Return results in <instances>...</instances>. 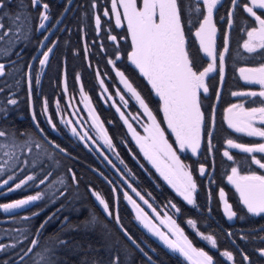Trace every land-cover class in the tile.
I'll use <instances>...</instances> for the list:
<instances>
[{"label": "trees", "instance_id": "obj_1", "mask_svg": "<svg viewBox=\"0 0 264 264\" xmlns=\"http://www.w3.org/2000/svg\"><path fill=\"white\" fill-rule=\"evenodd\" d=\"M42 3L48 4L49 16V20L44 21V29L39 28L44 10L40 5L33 6L32 0H4V8L0 9L3 31L7 32L0 38V64L4 65V73L0 75V130L7 133L6 137H0V164L8 162L0 182L9 175L16 177L4 186L5 192L4 187L0 188V202L28 194L40 193L42 197L12 215H4L0 210V245L6 246L0 250V264H44L41 255L46 249L51 250L55 264H193L170 251L135 221L130 205L121 197V190L127 189L123 181L117 182L111 164L117 165L135 187L148 194L152 203L162 206L175 198L179 208L175 214L177 223L192 244L202 247L212 257L213 264H264V256L260 254V250H264V213L247 214L225 178L232 167L258 171L259 166L249 155L264 161V153H244L230 146L234 159L228 160L223 155V143L228 139L248 146L259 144L257 136L230 127L227 111L233 104L242 105L246 110L264 107V97L259 95H233L258 92L257 85L243 78L240 67L264 64V49L257 48L250 53L243 47L246 32L256 25L254 17L242 7L249 4V0H237L235 7L232 0H219L213 12L218 65L205 78L208 93L201 91L199 97L203 112L201 151L197 158L188 155L185 159L197 185L195 203L191 205L168 194L165 184L153 173L132 141L129 127L115 111L114 92L118 83L115 70H120L153 112H161L160 102L148 80L128 58L131 35L124 22L116 23L112 0H42ZM180 3L185 48L193 68H203L208 59L201 51L195 31L204 18L205 7L202 0H180ZM254 10L264 18V9ZM15 15L22 16L21 24L16 23ZM96 16L101 20L99 27L95 23ZM58 19L30 64L41 40ZM112 36L116 37L115 41ZM225 44L228 51L223 53ZM50 45L53 51L49 53L47 64L41 66L39 60ZM221 53L224 55L222 63L218 56ZM110 61H115V66ZM96 71L114 93L107 94L105 100L97 93ZM76 76L82 88L89 92L93 112L111 141V148L103 146L109 160L97 150L99 146L94 145V149L86 145L58 121L54 102L65 105L63 108L68 111L67 102H63V87H69L71 93L76 94ZM12 99L17 103H9ZM129 104L137 106L132 100ZM89 114L92 116L91 111ZM32 116L46 137L64 151L38 132ZM13 142L17 145L14 149L4 147ZM5 152H14L12 159L4 155ZM13 163L14 167L8 166ZM198 164L204 166L205 174L198 173ZM28 175L35 179L20 189L8 191V187L14 188L15 183ZM41 180L45 183L41 184ZM220 187L225 189L232 210L237 214L233 219L226 218L222 211L218 197ZM93 190L100 192L109 204L111 216L96 200ZM188 220L196 222L195 228ZM195 229L210 233L216 246L210 247L207 240L200 239ZM34 240L37 241L35 246ZM224 252H230L233 258L229 260Z\"/></svg>", "mask_w": 264, "mask_h": 264}, {"label": "snow or ice", "instance_id": "obj_2", "mask_svg": "<svg viewBox=\"0 0 264 264\" xmlns=\"http://www.w3.org/2000/svg\"><path fill=\"white\" fill-rule=\"evenodd\" d=\"M123 5V15L127 18V25L131 31L132 42L134 45L133 51L131 53L132 62L139 68L140 72L148 78L151 82L152 87L156 90V93L163 99V111L167 119L168 127L172 129L175 133L176 141L179 144L180 149H191L193 153H196L200 148L201 144V123L203 120V113L200 107V95L201 90L203 93H208L209 89L205 83V78L208 77L209 73L213 72L216 68L217 54L215 52V26L213 23V10L217 7L219 0H202L203 5L206 6L207 14L204 16L203 21L200 23L199 28L195 32V36L200 38V44L203 47V51L212 58V63H209L206 68L202 71H195L192 66V61L189 58L188 52L185 48V36L183 31V24L181 21V3L180 0H143L142 7L137 8L136 0H119ZM232 4L235 7L237 0H232ZM32 5H40L43 8L40 19L41 23L39 28H46L44 21L49 20L47 14L48 4L42 3V0H32ZM95 6V5H93ZM245 10L255 19L258 23V27L251 28L247 32L248 39L244 42L243 47L247 49L248 52H254L257 48L264 49V18L257 15V11L254 9H264V0H249V4L242 5ZM4 8V0H0V9ZM112 8H117V0H112ZM198 10V9H197ZM8 15V13H5ZM104 15L107 16L108 12L105 11ZM14 20L17 24L22 23V16L15 15ZM3 17H0V38L6 35L7 32L3 31ZM26 22V19L23 20ZM96 26L99 27L101 20L99 16L95 18ZM116 23L119 25L121 23V13L116 12ZM45 40L48 37H44ZM113 41L116 40L115 36H112ZM41 43V47H43ZM53 51L52 48H48L44 52L43 59L39 60V64L44 66L47 64L49 59V53ZM228 51L227 45L225 44L223 48V53ZM219 60L222 63L224 60V55L221 53L219 55ZM115 66V61H110ZM4 73V65L0 64V75ZM240 73L246 81L254 80L258 74V83L264 85V66L259 68H241ZM246 73L250 75H246ZM120 77L121 82L127 88L128 92L132 93L137 101H139L140 106L144 109L147 114V118L151 121V124L144 127V131L148 133L146 137H139V134L132 129V125L128 124V127L132 129L133 135L137 136L138 142L141 140L147 141V146L141 143V147L145 148V155L148 156L154 164H157L159 168L160 165L158 161H167L164 164V171L162 174L164 178L168 180L169 183L173 185L179 192V194L189 203L194 204V192L196 191L197 185L192 177L190 171L186 170V166L181 163L179 156L176 154V150L173 148L165 138L164 130L159 126L156 121V117L153 115L151 110L145 101L141 98L140 94L136 89L129 83L128 79L125 77L123 72H117ZM36 82L39 83V78L37 77ZM101 83L103 81L101 80ZM83 86L81 85V88ZM2 91V90H0ZM119 92V90H117ZM236 96H261L264 97V91L249 92V93H233ZM121 100L124 96L121 95ZM11 104H16L17 101L12 99L9 101ZM127 103V101H125ZM47 109V101L44 102V110ZM229 113L228 121L230 127L234 128L237 132L246 133L249 136H259L264 137V129L254 127V121L256 119V114H260V119L264 122V107L244 109L242 105L233 104L227 109ZM35 116V113H33ZM123 115V113H121ZM93 123L100 130L101 138L108 145L109 148L112 147L111 141L107 138L102 125L99 124L94 112H92ZM137 117H134L136 119ZM51 120V117H49ZM66 124H71V120L64 121ZM127 123V119H125ZM37 122V126H38ZM55 128V124H52ZM82 127V125H81ZM43 132V129H40ZM72 133L79 136L80 140L86 139V134L81 135L77 131V127L73 126L71 129ZM209 137L211 133L208 134ZM7 133L0 130V137H6ZM91 139V137H87ZM14 141V137H13ZM95 143V141H92ZM227 144L234 149H240L244 153H264V143L248 146L241 143H236L232 139L227 140ZM4 147L15 148L17 145L13 142L11 145H5ZM39 147V145H37ZM59 148V145H55ZM61 151H63L61 149ZM9 159H12L14 152H5ZM223 155L227 157L228 160H233V156L229 154L227 150L223 152ZM251 160L259 165L261 169H264V162L257 159L255 155L251 156ZM123 161H121L122 163ZM8 164L4 161L0 164V175L3 174L5 166ZM9 167H14L13 165H8ZM201 175L205 174V168L201 165L198 169ZM73 180L76 179L75 173H71ZM16 179L15 175H9L7 179L0 182V188L9 185V181H14ZM34 176L28 175L25 179L20 180L15 183L14 188L8 187V191H15L22 188L29 181H33ZM228 180L236 186L239 191L240 196L243 200L244 205L247 207L249 213L259 215L264 213V176L257 175H241L237 167L231 168V175L228 176ZM41 184L45 183L44 180L40 181ZM133 192L136 190L133 188ZM92 194L103 206L105 212L111 216L112 212L109 211V204L106 202L104 197L100 192L92 191ZM139 196L140 193L136 192ZM126 199L132 202L133 206L137 208L138 219L144 221L145 225L152 230L155 235L160 237L171 249L178 251L183 256L187 257L189 260L192 259L193 255L197 257L194 264H213V259L208 255L207 252L203 250H197L192 246L191 241L188 240L186 236L183 235V230L179 228L171 217H168L171 226V234L175 235L177 239H170L168 234L161 232L157 229L150 220L147 219L146 214H141L142 209L136 204V201L128 195L127 192L124 193ZM219 196L221 198L225 197L223 189H220ZM41 194L29 195L24 199H18L11 203L0 204V209L5 212H9L13 209H20L26 205H29L33 201L40 200ZM143 199V197H140ZM147 204V201H144ZM175 211L179 209L172 205ZM224 211L227 213L229 219H232L237 214L232 211V206L228 203L227 199H224ZM34 215H39L35 213ZM27 219V217H25ZM116 220L119 221L118 214L116 215ZM46 223V221H45ZM187 223L193 228L196 226L194 220H188ZM43 225H41V228ZM203 239L209 241L213 247L216 246V240L211 235L204 236L200 234ZM231 233H229V236ZM37 241H32L35 246ZM63 243V242H61ZM6 246L0 245V250H3ZM31 248L28 250L31 252ZM51 250L46 249L45 254L41 255V260L44 264H55V260L50 254ZM260 254L264 256V250H260ZM39 255V254H38ZM224 256L231 260L232 254L230 252H224ZM247 260L248 257L244 256ZM39 264V262H38Z\"/></svg>", "mask_w": 264, "mask_h": 264}, {"label": "rangeland", "instance_id": "obj_3", "mask_svg": "<svg viewBox=\"0 0 264 264\" xmlns=\"http://www.w3.org/2000/svg\"><path fill=\"white\" fill-rule=\"evenodd\" d=\"M142 2L143 0H136V5H137V8H141L142 7ZM205 7V15L207 14V9H206V6L204 5ZM113 9V8H112ZM119 11L121 13V23H125L127 28H128V25H127V18L123 15V5L119 2V0H117V8L116 9H113V13L114 15L116 16V12ZM214 12V10H213ZM204 15V16H205ZM203 21V20H202ZM201 21V22H202ZM120 23V24H121ZM213 23H214V13H213ZM215 26V25H214ZM253 27H258V23L256 22V25L253 26ZM251 27V28H253ZM199 28V27H198ZM197 28V29H198ZM251 28L248 30L250 31ZM216 29V28H215ZM129 30V28H128ZM247 31V32H248ZM130 32V35H131V31L129 30ZM196 32V31H195ZM247 32H246V36H245V40L244 42L248 39L247 37ZM197 39V42L199 43V46L201 48V51L202 53L205 55V57L208 59V62L207 64L203 67V68H194L195 71L199 72V71H202L204 68H206L208 66L209 63H212V58L210 56H208L204 51H203V47L201 46L200 44V38L199 37H196ZM215 39H216V32H215ZM243 42V44H244ZM214 47H216V40H215V45ZM49 48H52V46L50 45ZM133 48H134V45H133V42H132V37H131V47H130V50L128 52V58L129 60L132 62L131 60V53L133 51ZM47 51V50H46ZM45 51V52H46ZM215 52H216V48H215ZM217 54V53H216ZM219 56V54H218ZM43 59V58H42ZM133 63V62H132ZM134 64V63H133ZM110 65H112L110 63ZM135 65V64H134ZM218 63L216 62V67H217ZM136 66V65H135ZM261 66H264L263 65H260V66H252V67H240L241 68H245V69H249V68H259ZM137 67V66H136ZM138 68V67H137ZM139 69V68H138ZM216 69V68H215ZM120 72V70H115V74L117 76V80H118V83H115L117 84L115 87V94H116V98H115V102H114V108H115V111L117 112V114L119 115V117H121L123 119V121L125 122V119H127V127H128V124H131L132 125V129L135 130L136 133L139 134V137H146L148 135L147 132L144 131V127L146 125H149L151 124V121L147 118V114L144 112V109L140 106L139 104V101H137L135 99V97L133 96L132 93L128 92L127 88H125L124 84L121 82V79L120 77L117 75V72ZM140 71V70H139ZM96 73L98 74V78H97V86H100V85H103V87H98L97 89V93L99 95V97H101L102 99H107V94L109 96L111 95H114L113 93V90L110 89L108 87V85L106 83H104L103 81V78L102 76L99 75L98 71H96ZM141 73V72H140ZM143 74V73H142ZM246 75H250L248 73H246ZM144 76V75H143ZM146 80H148V78L146 76H144ZM258 74L256 75L255 79L254 80H250L248 82L252 83L254 86L257 85V87L260 89H258V92L256 93H259L260 91H264V85H261L260 83H258ZM101 80L103 81V83H101ZM153 92L156 94L159 102H160V114H155L153 112V110L150 108V106L148 105L149 109L151 110V112L153 113V115L156 117V121L157 123L159 124V126L164 130V134H165V138L167 139V141L172 144L173 148L176 150V154L177 156H179V159L181 161L182 164H184L186 166V170L190 171L191 174H192V170H191V167L189 166L188 164V161L185 160L186 157L188 155H191L192 157H195L197 158V156H199V153L201 151V148H202V128H203V120H202V123H201V144H200V148L197 150L196 153H193L191 151V149H180L179 148V144L178 142L176 141V137H175V133L172 132V129L168 127V124H167V119L164 115V111H163V99L156 93V90L152 87V84L151 82L148 80ZM205 83H206V79H205ZM76 87H77V93L74 94V93H71V91L69 90V87H63L64 89V95H63V102H67V107H68V111L67 109L64 110V106L65 105H62L61 103H59L58 101H55L54 102V106H55V112L58 116V121L59 123H61L70 133H72L71 129L73 126H76L77 127V131L81 134V135H85L86 132L85 130L87 131V134H86V139L83 140L86 145L88 146H91V144H93L91 141H95L96 145L99 146V149H97L98 151H100V154L105 158V159H108V154H107V150L104 149V147L106 148V146L108 147V145L104 142V139L101 138V133L100 131L97 130V128H95L91 122V119L89 117V114H88V110H87V102L85 100V96H87V98H90V94L87 90H84L83 88H81V83H80V79H79V76H76ZM135 88V87H134ZM136 89V88H135ZM119 90V92L117 91ZM137 91V90H136ZM202 91V90H201ZM121 95L124 96V99L121 100ZM131 101H134V103L137 104L136 107H130V104H129V100ZM125 101H127V103H125ZM261 108V107H260ZM126 109L128 110V112L126 111ZM202 112V110H201ZM121 113H123V115H121ZM126 113L128 115H126ZM203 113V112H202ZM257 116V119H255L254 121V127H257V128H261V129H264V126L262 127L263 123L260 119V114L257 113L256 114ZM134 117H137L136 119H134ZM162 119V120H161ZM66 120H71L72 123L71 124H66L64 121ZM82 123L83 125V128L79 125V123ZM103 129L105 130V127H103ZM132 129L128 128V133L132 139V141L134 142V144L137 145V147L139 148L141 154L143 157H145V160L147 161L148 165L150 166V168L152 169L153 173L157 176L158 178L165 184V187L167 189V192L168 194L170 195H173L174 197L180 199V200H183L184 202L187 203V205L189 204L180 194L179 192L177 191V189L175 187H173V185L171 183L168 182V180H166L164 178V175L162 174V171H164V164L167 163V161H158L157 163L160 165V167L158 168L157 167V164H154L152 162V160H150L148 158V156L145 155V148H142L141 147V143H144L146 146H147V141H144V140H141L140 142H138V139H137V136L136 135H133V131ZM105 132V131H104ZM73 134V133H72ZM106 134V132H105ZM91 136L93 139L89 140L87 139V137ZM77 138H79L78 135H76ZM257 140L259 141V144L261 143H264V137H259L257 136ZM223 152L225 150H227L230 154V146L227 144V141H224L223 143ZM135 145V146H136ZM104 146V147H103ZM92 148L96 149L95 147L91 146ZM109 148V147H108ZM249 157H251L249 155ZM111 161V160H110ZM261 162H264V161H261ZM112 168L115 170L114 172V176L115 178L117 179V182H121L123 181L124 183V186H125V189H127L126 191L128 192V195L132 197L133 200L136 201V204L139 205V208L144 210L142 211V215L143 214H147L151 216L152 219H147L151 221V223L157 228L159 229L161 232H164L165 234H168L169 235V238L170 239H177V237L175 235H172L171 234V226H170V222L168 220V217H171L172 220H174L176 222V224L179 226V228H181L183 230V228L177 223L176 221V217H175V214L178 213L177 211H175V209L172 207V205H175V208L179 209L178 208V203H177V200L175 198L173 199H170V204L166 202V204H161L162 206H159L157 204H154L152 203L151 201H147V204H145V200L144 199H141L140 197L142 196H145V193L141 192L140 189H138L137 187H135V185H133L131 182L126 176L125 174H123V172L118 168V166L116 165H112ZM259 166V165H258ZM200 165L198 164V168H197V171L199 169ZM238 168V167H237ZM239 169V168H238ZM199 173V171H198ZM239 173L241 175H257V176H264V169H261L259 167L258 171H251L250 169H246L244 172H242L240 169H239ZM200 174V173H199ZM192 177L195 181V177L194 175L192 174ZM228 179V177H227ZM3 181V180H2ZM1 181V182H2ZM196 183V181H195ZM135 189L136 192H139L140 195L137 196L136 195V192H133L132 189ZM223 189V188H222ZM6 191V188L4 187V192ZM224 193H225V190L223 189ZM234 191V190H233ZM219 192H220V189H218V197L219 196ZM235 192V191H234ZM238 192V195L240 196V193L239 191L237 190ZM151 194V193H150ZM148 195V194H147ZM194 196V202H195V196H196V191L194 192L193 194ZM225 198H226V195H225ZM241 198V196H240ZM224 199V198H222ZM242 199V198H241ZM126 202L128 204L131 205V207L133 208V216L134 218L137 219V221L142 225V227H144L147 231H149L150 233H152L155 237H157L158 239H160V237H158L157 235H155V233L149 229V227H147L144 223V221L138 219V216H137V213H138V210L136 207L133 206L132 202L129 201L128 199H126ZM156 202L158 203V201L156 200ZM229 203V201H228ZM244 204V203H243ZM242 203H240V205L245 209V212L247 214H249V212L247 211V207L243 206ZM191 205V204H190ZM232 206V205H231ZM222 207H223V211H224V205H223V201H222ZM233 211V210H232ZM235 212V211H234ZM224 214H225V217L227 218V213L224 211ZM234 218V217H233ZM157 219H158V222H157ZM159 223V224H158ZM196 231V232H195ZM195 234L197 236L200 237V239L206 241L205 239L202 238V236L200 235L201 233L204 235V236H208V235H211L210 233H204L202 231H199L197 229H195ZM183 235L186 236L188 238V240L190 241L191 239L185 234V231L183 230ZM212 236V235H211ZM213 237V236H212ZM161 240V239H160ZM163 241V240H161ZM164 242V241H163ZM207 242V241H206ZM165 243V242H164ZM193 243V242H192ZM209 244L210 247H213L211 245V243L208 241L207 242ZM166 244V243H165ZM167 245V244H166ZM192 246L194 248H196L197 250H203L204 252H206L202 247L200 246H196L195 244H192ZM176 252V251H174ZM177 253L179 254V256L188 261L189 263H193L195 262V260L197 259V257L195 255H193L192 259L189 260L187 257L183 256L181 253H179L177 251Z\"/></svg>", "mask_w": 264, "mask_h": 264}, {"label": "water", "instance_id": "obj_4", "mask_svg": "<svg viewBox=\"0 0 264 264\" xmlns=\"http://www.w3.org/2000/svg\"><path fill=\"white\" fill-rule=\"evenodd\" d=\"M59 21H57L54 25H53V27H52V29H50V31H49V33H47L44 37H48L49 36V34L52 32V30L54 29V27L57 25V23H58ZM44 42H45V39L43 38L42 39V41H41V43H43L44 44ZM41 43H40V45H39V47H38V49L36 50V52L34 53V55H33V57H32V59H31V61H30V64H31V62L37 57V55L39 54V52H40V50L42 49V47H41ZM28 68H30V67H28ZM29 74V69H28V72H27V75ZM32 120H33V123H34V125H35V127H36V129L38 130V132L49 142V143H51L52 145H56L54 142H52L50 139H48L45 135H44V133L43 132H41L40 131V128L37 126V124H36V122H35V120H34V118L32 117ZM57 149H59V150H61L62 148H57ZM63 150V149H62ZM64 151V150H63ZM29 196V195H28ZM27 196H22V197H19V198H16V199H13V200H9V201H5V202H2V203H11V202H13V201H15V200H18V199H24V198H26ZM34 202V201H33ZM33 202H31L29 205H26V206H24L23 208H20V209H13V210H10L9 212H5L3 209H0L3 213H5V214H11V213H14V212H18V211H20V210H23L24 208H27V207H29ZM2 203H0V204H2Z\"/></svg>", "mask_w": 264, "mask_h": 264}]
</instances>
